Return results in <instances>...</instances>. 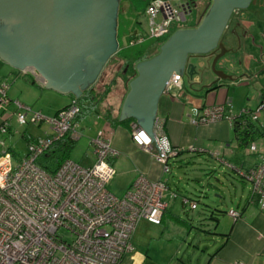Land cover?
<instances>
[{
	"label": "built area",
	"instance_id": "2783aa9c",
	"mask_svg": "<svg viewBox=\"0 0 264 264\" xmlns=\"http://www.w3.org/2000/svg\"><path fill=\"white\" fill-rule=\"evenodd\" d=\"M192 11L188 1L174 6L170 0H149L146 13L150 17L148 31L134 33L127 45L143 42L147 37L163 39L171 34L174 25L186 21ZM160 21H157L158 17ZM182 74L175 73L165 91L181 87ZM10 84L0 80V264H123L134 250L132 238L138 223L146 219L160 224L169 205L165 180H151L139 174L131 187L121 196L110 190L116 175L111 159L118 155L107 131H99L91 140L94 160L83 165L67 158L50 173L37 159L55 142L67 134L79 139L76 121L81 108L76 98L54 116L13 101L8 96ZM14 102L16 110L9 106ZM264 111V96L255 109L245 107L234 112L231 101L196 107L190 121L194 125H209L227 120L233 127L237 120L251 121L264 130L260 115ZM13 118L19 126L48 125L42 136H33L27 142L26 153L15 158L6 148L5 135L13 127ZM154 136L138 124L131 128L133 140L150 152L155 161L168 173L170 159L183 149L175 148L165 131V121L156 117ZM156 141L160 147L156 145ZM189 150L199 152L190 146ZM249 154L257 162L241 172L251 184V194L264 209V135L252 140ZM217 154L216 156H218ZM177 193H171L176 198ZM183 203L191 209L197 201L184 196ZM234 219L241 217L237 209L227 212Z\"/></svg>",
	"mask_w": 264,
	"mask_h": 264
},
{
	"label": "crops",
	"instance_id": "0c3cea01",
	"mask_svg": "<svg viewBox=\"0 0 264 264\" xmlns=\"http://www.w3.org/2000/svg\"><path fill=\"white\" fill-rule=\"evenodd\" d=\"M252 3L246 8L233 11L228 23V27L233 31L230 37L227 36V49L235 50V46L238 44L240 48L242 46L244 49L243 59L246 69L242 68L238 76L243 79V86L255 85L253 88L258 96L255 94L252 97L253 103L250 101V104L246 103L244 106V108L254 109L264 96V0H256L254 8L250 9ZM192 28H196V26H187L179 30ZM122 57L120 58V53H118L115 59L122 62ZM123 60L125 62V59ZM137 64L132 74L127 75V70H125V73H121L123 76L120 75L117 78L116 83L122 90L120 99L116 102L119 104L115 106L114 103L106 102L114 91L115 84L107 99L98 107L99 114H90L110 123V127H107L105 131L110 133L112 146L118 152V155L111 159V163L115 167L116 175L119 174L120 179L124 182L120 193L124 194L141 173L154 181L165 180L169 186L166 194L169 205L164 211L162 222L155 224L142 219L138 223L132 238L134 250L124 258L123 264H264V209L260 207L258 199L252 196L251 184L241 174L257 162L256 156L248 153V145L244 147L240 145L233 127L227 120L209 125H194L190 121V115L194 108L229 100L230 90L225 87L228 86V82L234 81L236 76L226 73L230 77L220 79L215 84H211L215 78H208L207 94L204 98L199 95L201 98L198 99L186 87L182 69L179 68V72L182 74L181 87L175 86L164 91L159 96L156 110V117L165 121V131L171 144L175 148L183 149L177 156L170 159L172 169L166 173L163 166L154 160L152 154L133 140L131 128L134 123L140 126L138 118L128 115L120 119L126 95L130 90V82L137 76ZM127 67L128 65L124 69ZM185 70L187 71V69ZM179 72L174 71V74ZM26 75L31 76L30 82L33 84L29 83V92L16 90L14 83ZM0 80H6L10 84L8 96L11 100L20 101L30 107H33L30 105L32 103H41L42 99H46L47 103L51 105L56 100L54 94H64L62 96L65 97V103L61 106L38 105L41 108L37 110L48 116L56 115L77 95L71 89L61 91L53 86H47L48 79L36 67L21 68L1 56ZM33 86L35 89H32ZM212 86H217V88L211 89ZM84 90L82 88V94ZM9 110L11 112L16 110L14 102L9 106ZM106 110H110L112 118H118L119 122L131 120L129 127L119 122L111 123L106 117ZM234 112L236 111L234 110ZM2 118L3 112L0 110V123ZM83 118L79 120V126ZM102 130L104 129H99V131ZM9 136L8 138H10ZM24 136L27 142L33 137L26 133ZM190 146L197 147L199 152L193 154L189 150ZM8 149H12L15 158L26 153V149L22 154L17 152L14 146H9ZM217 154L219 155L216 156ZM93 160L94 155L87 165H91ZM187 162L211 164L214 171L220 173L217 177L219 184H209V187H206L199 178L192 177L195 183L188 184L190 190L185 192L186 190L181 189L182 186L180 187L178 184L181 175L179 176L176 166L183 167L182 165ZM116 175L112 183H114ZM210 187H214V190H218L215 192L220 191L222 194L217 195L220 199H217V202L213 198L209 201L212 203L211 206L220 207V203L223 202L226 205L231 202L233 205L226 207V210L215 207L211 213L198 212V205L194 209L196 213L184 214L185 205L182 198L188 196L197 199L192 196L195 195L199 198L197 201H200V198L208 195ZM171 193H177V197L172 199ZM226 194L230 196L228 202ZM230 209H237L241 212V217L234 219L227 213ZM153 239L164 242L165 247L175 246L176 252L159 262L156 255L152 254L151 248L145 246L146 240L150 243Z\"/></svg>",
	"mask_w": 264,
	"mask_h": 264
},
{
	"label": "water",
	"instance_id": "95a60500",
	"mask_svg": "<svg viewBox=\"0 0 264 264\" xmlns=\"http://www.w3.org/2000/svg\"><path fill=\"white\" fill-rule=\"evenodd\" d=\"M252 2L256 0H213L196 28L177 30L157 55L138 63L120 119L136 116L156 140L153 126L157 103L174 71L187 69L193 76L198 67L205 66L204 58L217 76L211 84L229 78L216 67L228 52L235 51L224 47L222 36L233 11ZM114 5L115 0H0V56L21 68L34 66L48 79L47 86L71 89L81 96L90 81L82 58L92 56L104 63L117 51L110 33ZM2 12L22 16L2 28ZM156 145L159 147L157 141Z\"/></svg>",
	"mask_w": 264,
	"mask_h": 264
},
{
	"label": "rangeland",
	"instance_id": "374dc122",
	"mask_svg": "<svg viewBox=\"0 0 264 264\" xmlns=\"http://www.w3.org/2000/svg\"><path fill=\"white\" fill-rule=\"evenodd\" d=\"M149 0H127L122 3V9L120 10V16L118 17V42L120 44L119 51H120V58L123 56L124 58L126 56H129L128 59V67L124 68L125 62L122 59V62H119L117 59H113L110 62L107 63L105 66L102 77L99 79V81L96 82V88L100 93L103 91L107 83H110L113 81L114 76L116 78L123 76L121 73H125V70L127 69V75L133 73V69L136 66L137 63H134V58H137L141 55L148 56L150 58L157 55L159 52L161 46L163 43L168 40L177 30L180 28L187 27L188 25H196L198 22V19H201L207 14L209 11V8L212 5L213 0H195L196 1V7L192 9V11L187 15L186 21L181 22L180 25H174L172 27V32L170 35L165 36L163 39L158 40L157 38H149L147 37L143 42L137 43L135 45H127L126 42H129V39H131L134 35V33H145L148 31L149 23H150V17L146 13V7ZM174 6H177L178 4L186 3L188 0H170ZM255 3L253 2L250 5V9L254 8ZM264 5V4H263ZM202 15H201V14ZM199 15L202 17L200 18ZM161 17L159 16L157 18V21H160ZM233 29L227 28L225 29L222 40L224 43V47H228L227 42V36L230 37L232 34ZM235 50L233 52L227 53L226 56L222 59L223 62H220L217 64L218 70H223L227 74L235 75L236 79L234 81L228 82V86L225 87V89L230 90L229 100L233 102V108L237 112H239L241 109L244 108L245 104H250V101L253 103L252 97L256 94L253 87L255 85H250V87L243 86V79L240 78L239 72L240 70L246 69L244 64V49L243 47L235 46ZM242 53H241V52ZM151 56V57H150ZM146 59V60H148ZM126 60V58H125ZM201 61L205 62L204 67H198V71L195 75L191 76L188 71L181 70L183 72L184 80L186 82V87L194 94L198 99L205 97L207 94V82L208 78L213 77L216 79V74L214 73L213 69L211 68V63L207 61V59L202 58ZM31 76L21 77L20 80H17L14 83V88L16 90H24V92H29L28 88H30ZM198 80L196 81V79ZM19 81V82H18ZM245 82V81H244ZM25 83V84H24ZM28 83V84H27ZM30 83V84H29ZM33 85V84H31ZM32 89H35L33 86ZM251 89V91H250ZM121 87L118 83L115 85V89L112 92V94L109 96L106 102L114 103L116 106L119 103H116L120 99V92ZM250 92V95H248ZM99 93V94H100ZM29 95V94H28ZM27 95V97H28ZM56 97V100H54L51 105L50 103H47L46 99H42L41 103H32L30 104L33 106V109L41 108L38 105H44L46 107L50 106H61L65 103V97L62 96L64 94H54ZM258 96V94H256ZM232 99H231V98ZM106 104V103H105ZM109 104V103H107ZM255 109V108H254ZM47 112V111H46ZM81 125L76 129V133H80L79 139L76 140L75 146L71 151L70 158L76 162H79L83 165H87V162L93 159V148L91 147V140L97 136L99 133V129H104V131L107 129V127H110V123H106V121L103 118H97L94 115H87L85 118L81 120ZM260 121L264 125V111H262V114L260 115ZM48 129L47 124H43L42 127L36 126L34 124H27L26 126H19L14 118L13 120V128L9 132V134L5 135V141H6V148L9 146H14V149L21 153L27 149V139L24 136L26 134H30L32 136H42L44 135V131ZM13 130V131H12ZM25 132V133H24ZM13 133V134H12ZM12 134V135H11ZM10 135V136H9ZM8 136L10 138H8ZM193 154L198 153L197 151H191ZM189 152V153H190ZM188 155V154H187ZM187 160V159H184ZM183 167H177L176 169L179 170V176L180 182L178 184L180 185L181 189H183L185 192L189 189L188 184L195 183V180H193L192 177H197L201 180L204 186L209 187V184H219L217 181V177H219L220 173L217 171H214L215 169L211 167V164L206 165L204 163H193V162H187L186 164L182 165ZM219 170V169H217ZM124 182H122V179H120V175H116L114 183L110 185V189L113 193H116V195L121 196L123 195L121 192L122 186ZM208 195L205 197L200 198V201L198 203L199 207L197 209L198 212H209L211 213L212 210H215V207L218 206H211L212 203L209 201L213 198L216 200L219 199L217 195H220L219 192H215L218 190H214L213 188L208 189ZM192 195V194H191ZM222 195V194H221ZM227 202L230 199L229 194H226ZM196 197L198 200L199 198L195 195H192ZM233 205L231 202L227 203H220V207L222 210H226L228 207ZM227 207V208H226ZM185 212L184 214L192 215L194 212V209H191L188 205L184 207ZM150 240V239H147ZM146 240V247H150L152 250V254L154 256L156 255L157 260L161 262L162 260H165V258L168 257V255H172L176 252L175 246H166L164 242H160L158 239H153L150 243ZM144 241V240H143ZM145 242V241H144ZM153 248V249H152ZM169 248V249H167ZM152 256V255H151Z\"/></svg>",
	"mask_w": 264,
	"mask_h": 264
},
{
	"label": "trees",
	"instance_id": "16d2710c",
	"mask_svg": "<svg viewBox=\"0 0 264 264\" xmlns=\"http://www.w3.org/2000/svg\"><path fill=\"white\" fill-rule=\"evenodd\" d=\"M198 24H199V22L196 25H191V26L197 27ZM145 55H147V54H145ZM145 55H141L137 58H134V60H135L134 62L136 63V62H140V61L148 59L149 57L145 56ZM122 58L123 59L126 58L125 66H127L129 56H126L125 58L122 57ZM136 74H137V71H136ZM101 77H102V75H101ZM116 81H117V78H116V76H114L113 81H111L110 83H107L105 88L103 89V91L101 93H100V91L97 90L96 83H95L92 86H90L89 88L85 89L81 96H78V97L74 96L73 97V98L77 99V101L80 105V108H81L80 113L76 117L77 122H79V120L81 118L86 117L87 115H90L92 113L99 114L98 107L102 104V102L104 100L107 99L109 93L112 90V87L116 84ZM210 88L215 89V88H217V86H212ZM105 112H106L107 119L111 123L115 124L116 122H119L118 118H112L110 110H106ZM130 122H131V120L128 119V120L121 121L119 123L124 124V125L129 127ZM233 130H234V133L236 135V139L239 141L240 145L243 147L248 145L256 137H260V136L264 135V130L260 129L258 124L251 122V121H246V124H244L241 120H237L233 124ZM76 140L77 139L73 138L70 134H67L62 139L55 142L45 153H43L37 159V163L42 168H44L45 170H47L50 173L56 172L57 169L60 167V165L67 158H70L71 151L75 146ZM9 150L12 152V149H9ZM0 153H1V151H0ZM193 200L197 201L198 199H193ZM198 202L199 201H197V203Z\"/></svg>",
	"mask_w": 264,
	"mask_h": 264
},
{
	"label": "flooded vegetation",
	"instance_id": "af4514ba",
	"mask_svg": "<svg viewBox=\"0 0 264 264\" xmlns=\"http://www.w3.org/2000/svg\"><path fill=\"white\" fill-rule=\"evenodd\" d=\"M125 1H127V0H115V5L112 8V10L110 11L111 12L112 28H113L112 29L113 32H110V33L113 34L114 40L117 42V45H118L117 51L115 53H113L108 58V60L106 62H104V63L102 61L95 60V58L92 57V56H84L82 58V60H81V65H82V67L84 69V72L87 75L90 76V81L86 84V86H85L84 89H87L90 86H92L93 84H95L100 79V77L102 75V72H103L105 66L107 65V63L110 62L111 60L115 59L116 55L118 53H120V51H119L120 44L118 42V31H117V29H118V23L117 22H118V17L120 16V10L122 9V3L125 2ZM194 7H196V1L195 0H192V2H191V8L193 9ZM9 15L10 16H7L5 12H2V28L7 27L8 26V23H11V22L13 23V22H15V20L17 18H19V17L22 16V14L19 13V12H16L14 15H11V14H9ZM201 15H199V17ZM198 21H199V24H200L201 23V20L198 19ZM219 52H220V50H217L216 53H219Z\"/></svg>",
	"mask_w": 264,
	"mask_h": 264
}]
</instances>
